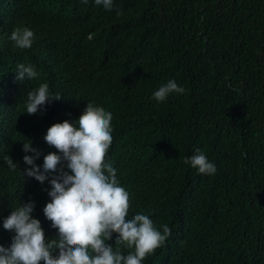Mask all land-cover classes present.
Wrapping results in <instances>:
<instances>
[{
    "label": "trees",
    "instance_id": "obj_1",
    "mask_svg": "<svg viewBox=\"0 0 264 264\" xmlns=\"http://www.w3.org/2000/svg\"><path fill=\"white\" fill-rule=\"evenodd\" d=\"M16 27L34 32L31 48L14 45ZM19 64L38 78L17 81ZM169 80L185 93L157 102ZM43 83L61 98L24 113ZM90 102L113 114L108 158L129 193L128 218L143 213L161 233L171 229L142 264H264V0H113L111 10L94 0H0V244L14 235L3 219L29 200L46 237L58 235L43 214L48 182L4 161L23 169L31 140L42 166L56 151L47 129L75 123ZM197 150L214 175L184 163Z\"/></svg>",
    "mask_w": 264,
    "mask_h": 264
},
{
    "label": "clouds",
    "instance_id": "obj_2",
    "mask_svg": "<svg viewBox=\"0 0 264 264\" xmlns=\"http://www.w3.org/2000/svg\"><path fill=\"white\" fill-rule=\"evenodd\" d=\"M82 2L87 4L88 0ZM94 2L107 10L113 7V0ZM10 39L18 49H28L33 44L34 32L28 27H16ZM38 76L32 65L17 66L16 80L21 83ZM172 93L184 94L185 89L169 80L153 93V99L164 102ZM60 98L59 94L53 98L47 83L40 84L27 93L24 113L35 115L50 100ZM112 119L111 112L87 103L75 123L65 120L47 129L43 139L56 151L44 155L42 166L36 164L41 151L32 147L31 140L22 143V150L32 153L24 155L23 169L10 156L5 158L4 164L10 171L19 169L23 178H34L41 184L48 182L50 202L44 206L43 214L58 235L46 237L41 221L32 216L35 202H21L3 219V229L14 235L10 246L0 244V264H142L165 243L171 235L168 225L162 226L161 233L149 215L136 213L128 218L129 193L120 186L117 170L108 158L113 142ZM184 163L200 174L214 175L217 171L200 150L185 158ZM114 233L116 238L110 243ZM123 249L130 251L124 254Z\"/></svg>",
    "mask_w": 264,
    "mask_h": 264
}]
</instances>
